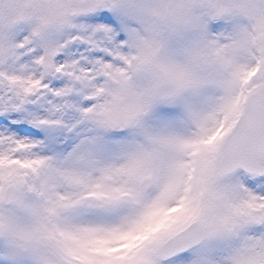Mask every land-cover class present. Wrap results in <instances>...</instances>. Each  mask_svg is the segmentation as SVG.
Here are the masks:
<instances>
[{
  "label": "snow or ice",
  "instance_id": "1",
  "mask_svg": "<svg viewBox=\"0 0 264 264\" xmlns=\"http://www.w3.org/2000/svg\"><path fill=\"white\" fill-rule=\"evenodd\" d=\"M0 264H264V0H0Z\"/></svg>",
  "mask_w": 264,
  "mask_h": 264
}]
</instances>
